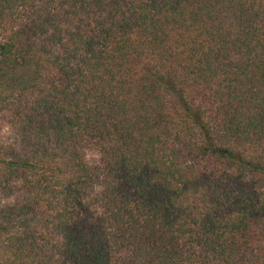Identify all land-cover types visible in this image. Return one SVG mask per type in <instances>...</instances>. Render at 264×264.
I'll return each instance as SVG.
<instances>
[{
    "label": "trees",
    "instance_id": "1",
    "mask_svg": "<svg viewBox=\"0 0 264 264\" xmlns=\"http://www.w3.org/2000/svg\"><path fill=\"white\" fill-rule=\"evenodd\" d=\"M5 123L0 264H264V0H0Z\"/></svg>",
    "mask_w": 264,
    "mask_h": 264
},
{
    "label": "clouds",
    "instance_id": "2",
    "mask_svg": "<svg viewBox=\"0 0 264 264\" xmlns=\"http://www.w3.org/2000/svg\"><path fill=\"white\" fill-rule=\"evenodd\" d=\"M11 135H12L11 125L5 123L3 129L0 130V136L7 137V136H11ZM81 151H82L83 162L88 167L98 166L100 164L102 158H103L102 152L95 147H85ZM93 189L95 192L98 193V192L102 191V186L94 185ZM13 199L14 198H9L8 200L0 201V203L8 204L10 202H13Z\"/></svg>",
    "mask_w": 264,
    "mask_h": 264
}]
</instances>
